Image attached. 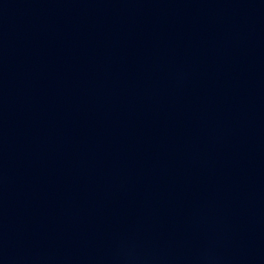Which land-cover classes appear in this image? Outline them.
I'll list each match as a JSON object with an SVG mask.
<instances>
[{"label":"water","instance_id":"1","mask_svg":"<svg viewBox=\"0 0 264 264\" xmlns=\"http://www.w3.org/2000/svg\"><path fill=\"white\" fill-rule=\"evenodd\" d=\"M0 264H264V0H0Z\"/></svg>","mask_w":264,"mask_h":264}]
</instances>
